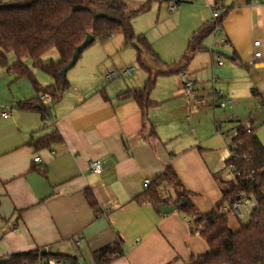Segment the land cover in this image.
Returning a JSON list of instances; mask_svg holds the SVG:
<instances>
[{
	"label": "crops",
	"instance_id": "obj_1",
	"mask_svg": "<svg viewBox=\"0 0 264 264\" xmlns=\"http://www.w3.org/2000/svg\"><path fill=\"white\" fill-rule=\"evenodd\" d=\"M214 3L196 0L174 11L177 17L192 12L179 39L163 47L148 40L163 62L158 65L165 68L157 71L146 118L134 98L119 97L143 89L149 76L139 63L138 50L125 41L124 50L103 44L81 55L47 124L38 104L34 109L19 107L37 97L31 81L16 79L11 71L0 73V107L11 109L7 118L0 114V261L47 249L74 257L78 264H93V252L119 238L124 254L109 264H189L209 250L181 211L162 214L136 198L145 192L146 180L150 185L171 165L196 207L209 213L227 188L217 176L233 180L226 162L238 129L250 127L264 145V0H237L222 17L229 41L224 48L232 58L215 53L222 43L212 42L210 36L207 49L186 68L197 82L198 95L222 90L236 105L206 108L184 96L176 64L191 35L212 21ZM258 40L263 57L253 65V43ZM52 56L58 57L57 51ZM121 57L128 61L117 62ZM126 67H133L131 75L107 77L109 71ZM44 73L51 80L42 76L40 81L35 73L41 86L53 84V77ZM54 130L62 136L60 143L33 145ZM38 156L41 161L36 162ZM94 159L102 161L100 174L89 169ZM87 192L97 200L98 212ZM248 200L252 211L256 204ZM228 219L232 231L240 229L239 215L232 211Z\"/></svg>",
	"mask_w": 264,
	"mask_h": 264
},
{
	"label": "trees",
	"instance_id": "obj_2",
	"mask_svg": "<svg viewBox=\"0 0 264 264\" xmlns=\"http://www.w3.org/2000/svg\"><path fill=\"white\" fill-rule=\"evenodd\" d=\"M152 0H148L140 9H130L125 0H2L0 1V66L16 75V79L27 78L37 92V97L19 103L22 109H34L37 104L44 119H49L54 104L68 89L69 82L62 81L61 70L72 59L73 52L87 37L93 35V42L106 43L116 34H122L125 44L134 45L137 41L143 51L138 50V60L146 68L149 76L141 90H127L119 94L122 99L132 97L141 108L143 117L152 105L150 93L155 87V73L146 63L145 57L155 64L163 63L160 56L142 34L135 33L132 20L144 10ZM164 1V0H159ZM224 0H215L214 5H222ZM232 8V7H231ZM225 9L224 15L231 9ZM221 16L216 21L204 24L195 31L188 42L183 58L176 64L177 72H183L198 52L207 49L205 41L212 36L217 26L222 25ZM58 53V59L45 60L50 51ZM14 54L16 61L9 64L8 54ZM30 58L32 67L23 59ZM234 60L238 61L237 56ZM35 69H41L53 77L54 82L41 86L35 77ZM42 95L49 98L42 99ZM247 127H240L233 139L234 156L227 160L226 168L238 171L236 179L223 181L226 185L223 197L209 212L202 213L190 199L177 173L171 165L159 175L142 196L139 203H150L157 211L163 205L178 206L189 220L191 229L199 233L208 243L209 250L194 256L189 264H264V145L254 130L247 132ZM62 136L58 130L38 138L34 146H50L60 143ZM225 168V169H226ZM91 206L99 211L97 200L87 192ZM255 202L249 220L241 223L237 231L229 227L228 215L232 205L240 195ZM175 195L173 198L172 196ZM183 199L186 204L182 205ZM122 239L114 241L93 252V264H109L124 254ZM42 258H56L70 264H78L71 256L55 254L51 251L40 253L39 250L15 254L0 264H38Z\"/></svg>",
	"mask_w": 264,
	"mask_h": 264
},
{
	"label": "rangeland",
	"instance_id": "obj_3",
	"mask_svg": "<svg viewBox=\"0 0 264 264\" xmlns=\"http://www.w3.org/2000/svg\"><path fill=\"white\" fill-rule=\"evenodd\" d=\"M125 1L128 3V6L130 9L136 10V9H140L142 5H144L148 0H125ZM191 1L193 3L196 2V0H190L189 2ZM187 3L182 4L178 8V10L188 5ZM167 7H168V3L165 1L160 2L159 0H152L144 10H141L134 16L132 20V24H133L135 33L144 35L147 40L155 44L157 47H160V46L163 47L162 45H165L166 43H169L170 41L173 42L179 39L184 34V32L186 33L188 29V22L190 21L192 12L189 11L187 14L185 13L181 17H177V14L179 12L177 11L174 13H170L168 12ZM208 10L210 11L209 8ZM103 44L108 47L109 46L115 47L116 45H121L122 46L121 48L124 50V45H123L124 37L122 34H116L106 43H101L100 41H96L89 46V49L86 48L84 52L86 50H87L86 52H88L89 50H92L94 48H99ZM130 46L132 50H135V51L137 50L136 48H134V45H130ZM52 52H55V51H51L48 54H46L44 59L45 60L58 59V57L54 58V56H52ZM84 52L82 53L83 56L85 55ZM126 60L127 58L121 57L120 60H117V62L124 63ZM8 61H9V64H12L16 61V57L14 56V54L12 53L8 54ZM23 61L27 65H30V67H32V60L30 58H24ZM132 65L136 68V70L140 69L137 61H134ZM156 65L157 67L159 66V71L165 68L158 64ZM75 66L67 72L68 78H70V76L73 74ZM150 68H152L154 72L158 71V69H156L155 67H150ZM34 71L37 77L40 79V81H42L43 77L51 80V77L46 75L41 70L34 69ZM3 72H7V69L0 66V73H3ZM210 82L212 84V79ZM205 107L208 108L210 106H205ZM205 127L207 130H209L210 128L209 123H206ZM246 206H247L246 208L244 206L241 207L242 214L239 215L242 223H246L250 217L251 209L249 208L251 207V202L249 200L246 203Z\"/></svg>",
	"mask_w": 264,
	"mask_h": 264
},
{
	"label": "built area",
	"instance_id": "obj_4",
	"mask_svg": "<svg viewBox=\"0 0 264 264\" xmlns=\"http://www.w3.org/2000/svg\"><path fill=\"white\" fill-rule=\"evenodd\" d=\"M165 2L168 3L169 6V11L174 12L176 11L182 4L189 2L190 0H164ZM212 9V20L216 21L220 16L223 11V6L222 5H213L211 6ZM215 40H219L222 43V47L229 46V41L226 38L225 34L222 31V26L219 25L217 26L216 30L212 34V42ZM261 42L255 41L253 43V46L255 47V51L253 53V65L257 64L260 62L262 59V51L260 49ZM221 56L219 57L218 63L220 65L223 64V61L220 59ZM133 73V67H126L123 70H111L108 72L107 77L108 78H118L123 74L126 75H131ZM217 77L215 76L212 80V83H216ZM181 82H182V87H183V93L184 96L195 103L197 106H210L214 105L217 108H222L226 109L228 107H234L236 105L235 99L228 95L225 94L222 90H214V92L211 95L208 94H203V95H198V88H197V82L195 79L191 76V74L188 71H183L181 73ZM42 99L45 101H48L49 98L42 95ZM11 109L9 107H0V114L2 117L7 118L10 116ZM49 120L44 119V123L47 124ZM247 132H251V128L247 127ZM237 134V132H236ZM234 156V153L232 152L231 157ZM36 162L41 161V158L38 156L35 158ZM89 169L97 174L102 173L103 170V164L100 159H94L90 162L89 164ZM231 171V170H230ZM231 174L233 175V179H236L237 176L240 175V172L238 171H231ZM149 185V181L146 180L145 186ZM248 202V199L243 197V195H240V199L237 200L233 205H232V210L235 214L241 215V207H243L246 203ZM80 243V240L77 241V244ZM40 253L43 252H49L47 249H39ZM28 264V263H26ZM38 264H70L68 262L56 259V258H42L40 259Z\"/></svg>",
	"mask_w": 264,
	"mask_h": 264
},
{
	"label": "water",
	"instance_id": "obj_5",
	"mask_svg": "<svg viewBox=\"0 0 264 264\" xmlns=\"http://www.w3.org/2000/svg\"><path fill=\"white\" fill-rule=\"evenodd\" d=\"M237 0H224L223 1V7L225 9H229L231 7L234 6V3L236 2ZM225 11H223L222 15H224ZM93 42V35L92 34H88L86 39L79 45L75 48L74 52H73V55H72V59L70 60V62L65 65L62 70H61V75H62V81L64 82L67 78V72L73 68L75 66V64L78 62V60L80 59L81 57V54L84 52V50L86 48H88ZM133 44L141 51H143V47L137 42V41H134ZM214 52L215 53H218L220 55H224L228 58H232L233 54L225 49L224 47H217V48H214ZM145 61L146 63L148 64L149 67H155L156 69H158L159 71V66L157 67V65L153 62H151L149 60L148 57H145ZM38 108H41L42 105L41 104H38L37 105ZM186 204V199H183L182 201V205ZM178 206H175V205H171V206H166V205H163L159 208L160 212L162 214H168V213H171L175 210H178Z\"/></svg>",
	"mask_w": 264,
	"mask_h": 264
}]
</instances>
